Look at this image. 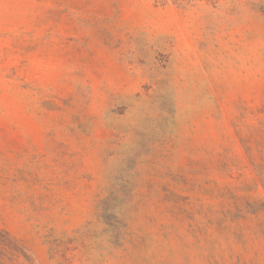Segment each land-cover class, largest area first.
<instances>
[{
	"label": "rangeland",
	"instance_id": "1",
	"mask_svg": "<svg viewBox=\"0 0 264 264\" xmlns=\"http://www.w3.org/2000/svg\"><path fill=\"white\" fill-rule=\"evenodd\" d=\"M0 264H264V0H0Z\"/></svg>",
	"mask_w": 264,
	"mask_h": 264
}]
</instances>
